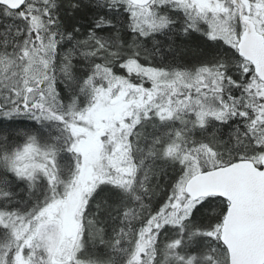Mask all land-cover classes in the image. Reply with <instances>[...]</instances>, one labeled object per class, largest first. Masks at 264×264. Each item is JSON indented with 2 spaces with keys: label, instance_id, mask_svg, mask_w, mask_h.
Instances as JSON below:
<instances>
[{
  "label": "snow or ice",
  "instance_id": "snow-or-ice-1",
  "mask_svg": "<svg viewBox=\"0 0 264 264\" xmlns=\"http://www.w3.org/2000/svg\"><path fill=\"white\" fill-rule=\"evenodd\" d=\"M0 264H264V0H0Z\"/></svg>",
  "mask_w": 264,
  "mask_h": 264
}]
</instances>
